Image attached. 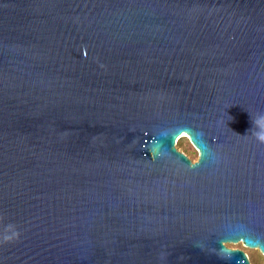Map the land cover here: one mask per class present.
<instances>
[{
  "label": "water",
  "instance_id": "1",
  "mask_svg": "<svg viewBox=\"0 0 264 264\" xmlns=\"http://www.w3.org/2000/svg\"><path fill=\"white\" fill-rule=\"evenodd\" d=\"M259 113L264 0H0V264L264 257Z\"/></svg>",
  "mask_w": 264,
  "mask_h": 264
},
{
  "label": "rangeland",
  "instance_id": "2",
  "mask_svg": "<svg viewBox=\"0 0 264 264\" xmlns=\"http://www.w3.org/2000/svg\"><path fill=\"white\" fill-rule=\"evenodd\" d=\"M175 148L184 153L190 160L195 161L197 159V151L193 148V146L189 143L187 137H181L177 140L175 144ZM227 247L236 248L243 250L248 259L250 264H264V257L259 253L256 249H248L242 246L241 243L237 244H226Z\"/></svg>",
  "mask_w": 264,
  "mask_h": 264
},
{
  "label": "clouds",
  "instance_id": "3",
  "mask_svg": "<svg viewBox=\"0 0 264 264\" xmlns=\"http://www.w3.org/2000/svg\"><path fill=\"white\" fill-rule=\"evenodd\" d=\"M250 123L251 128L246 135L251 134L256 143L264 145V113H259L255 117L250 115ZM12 227L11 225L8 226L9 229ZM13 237H18V233L13 231L11 236L5 235L3 240L5 243H10Z\"/></svg>",
  "mask_w": 264,
  "mask_h": 264
},
{
  "label": "bare ground",
  "instance_id": "4",
  "mask_svg": "<svg viewBox=\"0 0 264 264\" xmlns=\"http://www.w3.org/2000/svg\"><path fill=\"white\" fill-rule=\"evenodd\" d=\"M184 136H185V135H181V137H184ZM181 137H180V138H181ZM185 137H186V136H185ZM180 138H179V139H180ZM179 139H178V140H179Z\"/></svg>",
  "mask_w": 264,
  "mask_h": 264
},
{
  "label": "snow or ice",
  "instance_id": "5",
  "mask_svg": "<svg viewBox=\"0 0 264 264\" xmlns=\"http://www.w3.org/2000/svg\"><path fill=\"white\" fill-rule=\"evenodd\" d=\"M262 251H264V248H262Z\"/></svg>",
  "mask_w": 264,
  "mask_h": 264
}]
</instances>
